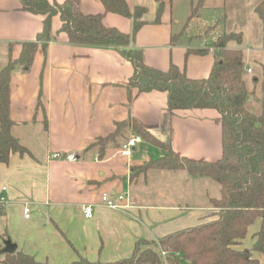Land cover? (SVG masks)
Listing matches in <instances>:
<instances>
[{
	"label": "crops",
	"instance_id": "crops-1",
	"mask_svg": "<svg viewBox=\"0 0 264 264\" xmlns=\"http://www.w3.org/2000/svg\"><path fill=\"white\" fill-rule=\"evenodd\" d=\"M48 1L63 4L67 0ZM212 1L205 0L190 18L193 0H167L156 22L159 4L155 0H126L131 9H148L146 25L132 47L143 51L144 62L151 68L168 71L175 65L190 79H207L216 59L213 44L221 37L244 33L224 13L228 0H220L210 11ZM262 1H253L256 16ZM80 7L85 14L101 15L107 28L124 34L133 31L131 19L110 13L100 0H81ZM209 13L216 17L213 25ZM44 20L22 10L21 0H0V72L11 59L20 58L24 43L37 40ZM61 26L60 17H54L52 38L39 43L30 71L17 68L11 76V133L29 154H11L7 164H0V197H7L0 210V264H4L8 242L16 246L15 252L39 263L73 264L80 257L92 263L129 259L141 240L150 242L168 264L162 239L217 218L210 202L217 199L216 190L208 183L213 179L184 171H133L167 156L164 149L143 139L130 157L120 149H109L99 159L96 151L86 150L114 133L118 122L135 119L156 139H170L179 157L220 162L221 115L211 109L171 113L166 93L128 92L134 68L119 50L74 46L60 32ZM259 31L262 36L261 26ZM215 33H220L217 40ZM234 42L241 43L231 39L226 48L241 50ZM244 58L245 80L252 93L248 107L262 115L264 41ZM56 154L61 157L55 158ZM123 193L129 194V210H111L102 203L104 194ZM88 205L94 208L92 219L83 214ZM25 207L31 209L29 218ZM263 226V219L255 220L238 249H252ZM253 257L264 264L261 253L254 252ZM181 263L190 264L183 259Z\"/></svg>",
	"mask_w": 264,
	"mask_h": 264
},
{
	"label": "trees",
	"instance_id": "trees-1",
	"mask_svg": "<svg viewBox=\"0 0 264 264\" xmlns=\"http://www.w3.org/2000/svg\"><path fill=\"white\" fill-rule=\"evenodd\" d=\"M106 9L133 21L131 34L107 28L101 15L85 14L81 0H67L63 4L48 0H21L22 10L44 17L43 30L34 42L24 43L18 60H10L0 72V164H7L11 154L25 155L29 151L14 138L11 129V76L17 68L30 71L39 43L52 38V22L60 17V32L65 33L70 44L82 47L115 48L130 61L134 74L127 86L128 92L137 95L161 92L168 95V111L216 110L222 119V159L209 163L179 157L170 139L162 142L151 135L138 121L128 119L116 124V131L99 138L86 152L96 151L104 158L107 150L120 149L132 136L164 149L167 156L151 160L148 165L133 169L141 173L150 169L184 171L193 177L211 178L220 185L221 196L211 199L216 219L199 226L169 235L160 241L168 264H180L183 259L190 264H261L254 252L264 256V226L254 237L252 249L239 250L249 227L257 219L264 220V113L255 114L248 107L252 95L245 80V58L242 50L227 49L233 39L221 37L213 45L217 51L214 68L207 79L193 80L171 65L168 71L147 66L143 51L132 47L139 30L146 25L148 9H131L126 0H100ZM167 0H155L159 4L156 22L160 21ZM201 6L192 9L194 18ZM256 13L264 23V0L256 7ZM241 35L237 38L241 42ZM203 53V51H196ZM132 97H130V101ZM76 158V157H74ZM149 245L141 252V246ZM151 243L141 240L129 259L113 263H92L80 257L73 264H164L162 253L152 249ZM4 264H42L34 257L20 251L5 256Z\"/></svg>",
	"mask_w": 264,
	"mask_h": 264
},
{
	"label": "rangeland",
	"instance_id": "rangeland-1",
	"mask_svg": "<svg viewBox=\"0 0 264 264\" xmlns=\"http://www.w3.org/2000/svg\"><path fill=\"white\" fill-rule=\"evenodd\" d=\"M253 1L254 0H228V3H227L228 5L224 12L230 16L229 22L230 21L234 23L236 22L243 28L244 33L242 35L241 43L238 44L237 42H234L233 45L238 46V48L243 50L246 56L248 54V50L256 49L261 45L263 46V41H264V29H263L264 26L262 25L260 19L258 18V16H256L254 12L255 7H252ZM204 2L205 0H193L194 8L198 6H202ZM188 3L189 2H187V4ZM176 5L178 4H175L174 7H176ZM210 5H211L210 11H213L216 6L220 5V0H213L210 3ZM208 17L210 18L209 24L210 25L215 24V22L217 21L216 17L214 15H211L210 13L208 14ZM260 26L262 27V31H263L262 36L259 31ZM218 34L220 33H215L213 35L215 40H217ZM229 37L233 39H237L239 35L231 34ZM225 38H228V36H225ZM208 183L209 184L211 183L210 185L213 187V189L216 190L214 193L216 197L220 198V185L214 180H208ZM148 246L149 245L141 246L140 251L143 252L147 250ZM162 257L164 259L163 255Z\"/></svg>",
	"mask_w": 264,
	"mask_h": 264
},
{
	"label": "built area",
	"instance_id": "built-area-1",
	"mask_svg": "<svg viewBox=\"0 0 264 264\" xmlns=\"http://www.w3.org/2000/svg\"><path fill=\"white\" fill-rule=\"evenodd\" d=\"M251 72V70L249 71ZM142 139L139 136L133 137L130 139L127 143H125L121 148V153L125 157H130L133 152V148L138 144L141 143ZM55 158H60L61 156L59 154H56L54 156ZM3 193L7 192V188L2 189ZM102 203L111 210L119 211V210H129L131 208L130 200H129V194L123 193L120 195H117L116 197H112L109 194H104L102 196ZM7 204V197L1 196L0 197V210H2L5 205ZM83 214L85 218L92 219L94 217V208L90 205L83 207ZM26 218L30 217L31 209L29 207H25L24 209ZM165 255V253H164Z\"/></svg>",
	"mask_w": 264,
	"mask_h": 264
},
{
	"label": "water",
	"instance_id": "water-1",
	"mask_svg": "<svg viewBox=\"0 0 264 264\" xmlns=\"http://www.w3.org/2000/svg\"><path fill=\"white\" fill-rule=\"evenodd\" d=\"M16 251V246L11 244L10 242L6 243V248L4 250L7 254H13Z\"/></svg>",
	"mask_w": 264,
	"mask_h": 264
}]
</instances>
